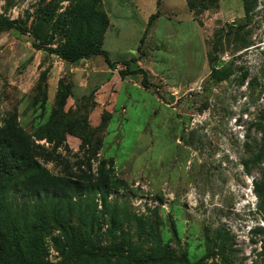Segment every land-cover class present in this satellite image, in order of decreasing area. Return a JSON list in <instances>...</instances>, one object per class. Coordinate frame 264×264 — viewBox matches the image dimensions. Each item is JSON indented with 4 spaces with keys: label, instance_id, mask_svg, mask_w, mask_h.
Returning a JSON list of instances; mask_svg holds the SVG:
<instances>
[{
    "label": "rangeland",
    "instance_id": "374dc122",
    "mask_svg": "<svg viewBox=\"0 0 264 264\" xmlns=\"http://www.w3.org/2000/svg\"><path fill=\"white\" fill-rule=\"evenodd\" d=\"M85 1L0 0V127L15 112L34 134L58 79L82 87L64 120L95 106L87 119L96 130L36 140L60 158L43 166L58 176L102 169L116 181L105 205L91 195L72 200L67 215L42 212L30 264H87L67 261L85 249L150 253L157 238L188 264H264L253 189L263 161L251 162L263 142L264 0H100L107 57L84 59L88 83L56 55L64 45L95 49L96 33L75 28ZM213 70L227 77L216 81Z\"/></svg>",
    "mask_w": 264,
    "mask_h": 264
},
{
    "label": "trees",
    "instance_id": "16d2710c",
    "mask_svg": "<svg viewBox=\"0 0 264 264\" xmlns=\"http://www.w3.org/2000/svg\"><path fill=\"white\" fill-rule=\"evenodd\" d=\"M98 1L100 0L85 1L87 10L82 11L83 14H78L75 18L77 31L84 32L86 36L96 33L97 41L94 43L95 38L92 39V46L96 45L95 49L81 50L72 54L69 47L67 49L64 45L56 52L61 61L74 64L90 58L88 56L90 54L107 57V52L100 49L107 19L104 13H101V9L96 6ZM106 62L109 61L106 59ZM119 75L122 77L126 74L120 72ZM220 75L213 70L211 77H214L216 81L227 77L226 74ZM72 94V86L65 87L59 80L53 99L54 107L46 122L40 124L34 130V134H28L17 124L15 112L11 113L0 127V181L2 182L0 185V264L32 263L34 253L37 251L33 238L36 231L44 225L42 212L46 210L49 214L58 215L65 211L64 215H67L69 213L67 209L73 203L72 200L80 201L82 197L91 195H99L100 203L105 205V196L116 186V181L102 169L96 173L90 170H79L76 173L69 171L67 176H58L50 174L43 166L44 162L56 161L60 158L52 151L35 143L36 140H46L49 143L53 140L60 143L68 140L69 137L83 140L90 130H96L90 126L87 119L95 106L88 111L87 122L86 119L69 122L64 120L69 112L73 114L79 107L77 102L70 101ZM67 103L72 104V108L67 106ZM33 104L35 106L38 104L40 107L43 103L33 100ZM260 127L263 131V142L251 162L259 164L263 161L260 177L254 182L253 189L258 199V209L264 214V123ZM242 165L246 171L247 163L244 161ZM11 196L12 202H10ZM30 202L33 204L31 205ZM255 231L258 234H264L263 228H256ZM69 260H80L87 264H181L182 262L188 264L189 261L186 256L180 259L168 246H162L159 238L150 253H146L137 246H128L127 251L122 249V246L98 251L85 249L76 251L67 261ZM40 264L47 263L41 260ZM56 264H64V262Z\"/></svg>",
    "mask_w": 264,
    "mask_h": 264
},
{
    "label": "crops",
    "instance_id": "0c3cea01",
    "mask_svg": "<svg viewBox=\"0 0 264 264\" xmlns=\"http://www.w3.org/2000/svg\"><path fill=\"white\" fill-rule=\"evenodd\" d=\"M64 67H66L67 65H68V63H62V61H60V59L58 60ZM58 61H56V60H54V63H59ZM84 64V65H83ZM70 66H72V68H70V70H71V72L73 71V73H80V74H83V73H86V77H85V82H87L88 83V81H89V79H87V78H89V76H90V74H89V68H88V65H87V61L86 60H84V62L83 61H80V62H78V63H74V64H71ZM78 76V75H77ZM52 80H53V78H52ZM60 79H58L57 80V82H56V84H54V86H55V89H57V83H58V81H59ZM53 83V82H52ZM86 83V84H87ZM49 85H48V90H49ZM82 90V87H78V86H76V85H74V86H72V92H73V96H72V98L70 99V101H75L74 100V97L76 96V94H75V91L77 90ZM56 91V90H55Z\"/></svg>",
    "mask_w": 264,
    "mask_h": 264
}]
</instances>
